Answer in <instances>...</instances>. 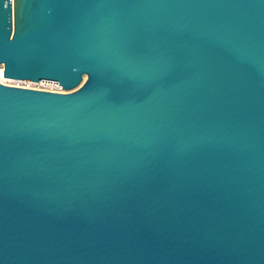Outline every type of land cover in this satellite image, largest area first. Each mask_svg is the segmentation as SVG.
I'll return each mask as SVG.
<instances>
[{
  "label": "water",
  "instance_id": "obj_1",
  "mask_svg": "<svg viewBox=\"0 0 264 264\" xmlns=\"http://www.w3.org/2000/svg\"><path fill=\"white\" fill-rule=\"evenodd\" d=\"M0 264H264V0H0ZM86 78V80H85Z\"/></svg>",
  "mask_w": 264,
  "mask_h": 264
},
{
  "label": "bare ground",
  "instance_id": "obj_2",
  "mask_svg": "<svg viewBox=\"0 0 264 264\" xmlns=\"http://www.w3.org/2000/svg\"><path fill=\"white\" fill-rule=\"evenodd\" d=\"M0 83L6 86L17 87V88H26V89H32V90L45 91V92L66 93V91L54 85H51V86L41 85V84H35L31 82L15 81L12 79L4 78V67L2 65H0ZM40 86L49 87L51 89L40 88Z\"/></svg>",
  "mask_w": 264,
  "mask_h": 264
},
{
  "label": "rangeland",
  "instance_id": "obj_3",
  "mask_svg": "<svg viewBox=\"0 0 264 264\" xmlns=\"http://www.w3.org/2000/svg\"><path fill=\"white\" fill-rule=\"evenodd\" d=\"M35 84H41V83H35ZM41 85H47V84H41ZM51 86V85H50ZM54 87V86H53ZM40 88H46V89H51L49 87H44V86H40Z\"/></svg>",
  "mask_w": 264,
  "mask_h": 264
},
{
  "label": "built area",
  "instance_id": "obj_4",
  "mask_svg": "<svg viewBox=\"0 0 264 264\" xmlns=\"http://www.w3.org/2000/svg\"><path fill=\"white\" fill-rule=\"evenodd\" d=\"M16 81V80H15ZM22 82H24V81H22Z\"/></svg>",
  "mask_w": 264,
  "mask_h": 264
}]
</instances>
